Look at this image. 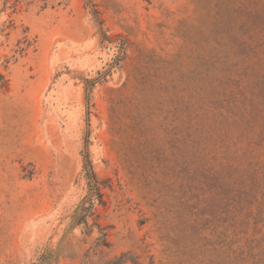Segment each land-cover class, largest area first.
<instances>
[{
	"label": "rangeland",
	"instance_id": "1",
	"mask_svg": "<svg viewBox=\"0 0 264 264\" xmlns=\"http://www.w3.org/2000/svg\"><path fill=\"white\" fill-rule=\"evenodd\" d=\"M15 1L0 264H264V0Z\"/></svg>",
	"mask_w": 264,
	"mask_h": 264
},
{
	"label": "trees",
	"instance_id": "2",
	"mask_svg": "<svg viewBox=\"0 0 264 264\" xmlns=\"http://www.w3.org/2000/svg\"><path fill=\"white\" fill-rule=\"evenodd\" d=\"M19 1H20V0H16V1H15V3H14V6H15V7L18 5ZM93 188H94V189H97V186L94 184V185H93Z\"/></svg>",
	"mask_w": 264,
	"mask_h": 264
}]
</instances>
